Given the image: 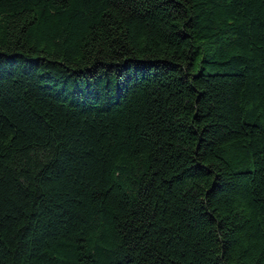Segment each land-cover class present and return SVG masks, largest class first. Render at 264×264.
<instances>
[{
	"label": "trees",
	"instance_id": "16d2710c",
	"mask_svg": "<svg viewBox=\"0 0 264 264\" xmlns=\"http://www.w3.org/2000/svg\"><path fill=\"white\" fill-rule=\"evenodd\" d=\"M0 264H264V0H0Z\"/></svg>",
	"mask_w": 264,
	"mask_h": 264
}]
</instances>
